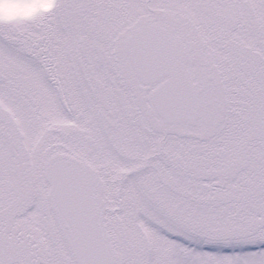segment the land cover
<instances>
[{
    "label": "snow or ice",
    "instance_id": "snow-or-ice-1",
    "mask_svg": "<svg viewBox=\"0 0 264 264\" xmlns=\"http://www.w3.org/2000/svg\"><path fill=\"white\" fill-rule=\"evenodd\" d=\"M0 264H264V0H0Z\"/></svg>",
    "mask_w": 264,
    "mask_h": 264
},
{
    "label": "clouds",
    "instance_id": "clouds-1",
    "mask_svg": "<svg viewBox=\"0 0 264 264\" xmlns=\"http://www.w3.org/2000/svg\"><path fill=\"white\" fill-rule=\"evenodd\" d=\"M0 11H2V14L7 15L8 12H9V6H8V4L5 3V5L3 6V9L0 10Z\"/></svg>",
    "mask_w": 264,
    "mask_h": 264
}]
</instances>
